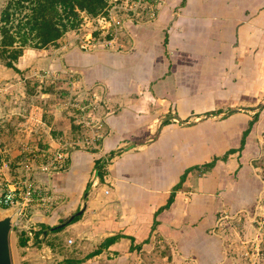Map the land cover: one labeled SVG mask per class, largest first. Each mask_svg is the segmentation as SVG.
Here are the masks:
<instances>
[{"label":"crops","instance_id":"crops-1","mask_svg":"<svg viewBox=\"0 0 264 264\" xmlns=\"http://www.w3.org/2000/svg\"><path fill=\"white\" fill-rule=\"evenodd\" d=\"M166 1L155 19L126 22L122 46L64 53L65 66L81 58L77 82L92 86L84 91L96 104L95 126L73 140L94 141L70 148L64 169L35 173L58 200L37 212L44 264H139L131 245L149 238L172 242L182 256L223 260L219 218L257 210L264 0ZM63 241L81 255H62Z\"/></svg>","mask_w":264,"mask_h":264},{"label":"rangeland","instance_id":"rangeland-1","mask_svg":"<svg viewBox=\"0 0 264 264\" xmlns=\"http://www.w3.org/2000/svg\"><path fill=\"white\" fill-rule=\"evenodd\" d=\"M9 1L0 0V25L3 9ZM166 3V0H110L102 15L94 17L83 11L77 27L68 30L56 43L45 47L28 45L24 53L13 60L14 67L7 65L9 52L0 47V196L6 184L20 175L27 147L36 150L65 146L66 151L86 148L74 144L73 139L89 133L78 123V114L79 106L92 104L91 97L84 91L92 86L77 82L80 73L74 64L81 58L74 57L71 65L63 64L65 51L107 49L112 42L122 46L120 42L128 34L126 22L155 19ZM95 111L92 109L91 114L95 115ZM95 121L101 123V118ZM53 138L57 143H52ZM258 144L260 155L253 163L264 183V140ZM258 196L260 202L254 213L221 214L224 216L219 218L221 224L216 230L227 244L223 260L219 254L208 257L197 251L189 257L182 256L172 242L154 240L139 253V264H264V186ZM5 209L0 204V214ZM23 235L16 228L11 233L14 263L44 264L46 253L39 250L42 244L35 239L24 244L20 241ZM80 248L68 241L60 247L61 254L71 258L81 255ZM91 248L89 244L82 250ZM171 250L173 253L169 255Z\"/></svg>","mask_w":264,"mask_h":264},{"label":"trees","instance_id":"trees-1","mask_svg":"<svg viewBox=\"0 0 264 264\" xmlns=\"http://www.w3.org/2000/svg\"><path fill=\"white\" fill-rule=\"evenodd\" d=\"M109 1L10 0L3 9L2 24L0 25V47H2V51L9 52L7 65L14 67L13 60L19 58L28 45L45 47L56 43L68 30L77 27L81 23L83 11L94 17L102 15L106 11ZM25 8L27 10H24ZM132 21L136 22L133 19ZM233 151H236V149L229 150V153ZM213 163L210 162L209 165H213ZM104 166L105 164L100 166L99 176L101 178L104 177ZM80 216H76L73 221L77 220ZM156 223L153 229L156 228ZM40 224L42 228L37 232L36 242L40 241L38 236L45 231L43 223L41 222ZM60 229L62 227H53L54 231ZM118 237V234L112 236L102 245H109L118 239ZM132 238L135 240L133 236ZM149 239L131 245V249H136L141 254L144 249V243H150ZM27 240V236L23 235V237H20V241L24 244H27ZM169 255H171L170 251ZM68 261L72 263L70 260Z\"/></svg>","mask_w":264,"mask_h":264},{"label":"built area","instance_id":"built-area-1","mask_svg":"<svg viewBox=\"0 0 264 264\" xmlns=\"http://www.w3.org/2000/svg\"><path fill=\"white\" fill-rule=\"evenodd\" d=\"M79 106V119L83 127H94V118L91 117L92 109H96V104ZM92 105V106H91ZM93 122H92V119ZM94 137H87L84 140H73L74 144L80 146L92 147ZM83 144V145H82ZM28 149L25 160L23 161L20 175H15L13 179L6 184L4 191L0 196V204L5 208L16 207L17 217L14 229L28 237V243L36 239L37 232L41 229L38 225L37 212L48 210L58 202L55 193L47 181L39 180L35 177L37 171H58L68 166L67 158L69 151L65 146L58 148H35ZM41 157V159H40ZM13 229V230H14ZM43 233L38 237L41 238ZM72 239H70V242Z\"/></svg>","mask_w":264,"mask_h":264},{"label":"water","instance_id":"water-1","mask_svg":"<svg viewBox=\"0 0 264 264\" xmlns=\"http://www.w3.org/2000/svg\"><path fill=\"white\" fill-rule=\"evenodd\" d=\"M84 211V207L73 213L66 221L56 225V228L63 227L70 223L77 215ZM17 217V208H6L0 214V264H15L11 246V233L14 229Z\"/></svg>","mask_w":264,"mask_h":264}]
</instances>
